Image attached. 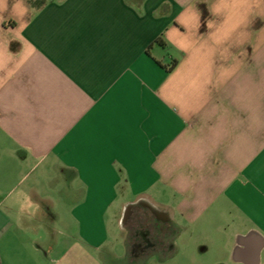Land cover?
<instances>
[{
  "label": "crops",
  "instance_id": "0c3cea01",
  "mask_svg": "<svg viewBox=\"0 0 264 264\" xmlns=\"http://www.w3.org/2000/svg\"><path fill=\"white\" fill-rule=\"evenodd\" d=\"M118 261L264 264V0H0V264Z\"/></svg>",
  "mask_w": 264,
  "mask_h": 264
},
{
  "label": "rangeland",
  "instance_id": "374dc122",
  "mask_svg": "<svg viewBox=\"0 0 264 264\" xmlns=\"http://www.w3.org/2000/svg\"><path fill=\"white\" fill-rule=\"evenodd\" d=\"M141 218L138 217L137 211L132 210V212L129 213V216H127V223L126 227L128 229L127 234L129 236V248H131V245L133 244L134 239L132 238L131 234L137 233L139 234H145V235H152L154 236L156 234V230L152 228L151 224L152 222L150 221V217L147 214L146 215H141ZM148 217L150 218L148 220ZM139 218V219H138ZM139 223H142L138 225ZM130 258H128L129 260ZM119 264H124L123 261H118Z\"/></svg>",
  "mask_w": 264,
  "mask_h": 264
},
{
  "label": "trees",
  "instance_id": "16d2710c",
  "mask_svg": "<svg viewBox=\"0 0 264 264\" xmlns=\"http://www.w3.org/2000/svg\"><path fill=\"white\" fill-rule=\"evenodd\" d=\"M158 42V41H157Z\"/></svg>",
  "mask_w": 264,
  "mask_h": 264
}]
</instances>
